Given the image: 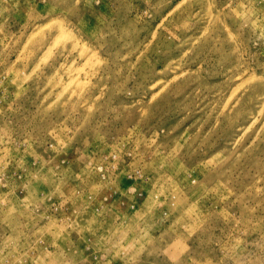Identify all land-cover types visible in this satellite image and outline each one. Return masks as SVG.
Here are the masks:
<instances>
[{"label":"rangeland","instance_id":"1","mask_svg":"<svg viewBox=\"0 0 264 264\" xmlns=\"http://www.w3.org/2000/svg\"><path fill=\"white\" fill-rule=\"evenodd\" d=\"M0 264H264V0H0Z\"/></svg>","mask_w":264,"mask_h":264}]
</instances>
